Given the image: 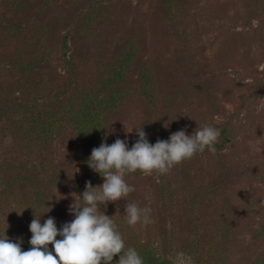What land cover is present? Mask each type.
<instances>
[{"label": "rangeland", "instance_id": "rangeland-1", "mask_svg": "<svg viewBox=\"0 0 264 264\" xmlns=\"http://www.w3.org/2000/svg\"><path fill=\"white\" fill-rule=\"evenodd\" d=\"M43 1L13 0L5 7L0 0V32L9 31L11 18L23 21L22 30L36 22ZM63 1L50 0L42 52L45 79L53 91L66 83L62 38L67 31L74 34L79 24L73 14L85 4L77 0L76 12L66 3L61 6ZM96 2L95 32L87 40L76 35L75 63L88 62L92 73L101 75L128 40L138 50L129 69L134 79L128 84L135 100L106 118L104 141L111 145L127 137L131 147L138 139L133 129L143 127L154 144L181 129L190 135L206 124L220 132L226 128L231 137L223 152L198 153L166 174L125 177L135 191L127 201L102 208L113 216L125 241L151 243L171 257L186 248L192 264H203L205 253L199 257L189 243L212 235L222 255L213 264H253L264 254V240L253 239L264 221V182L254 179L264 176V0ZM141 81L156 91L150 101L136 88ZM10 100L0 91V124L7 112L17 109V104H6ZM55 151L59 165L47 169L37 161L26 169L10 163L0 189L11 184L22 191L29 183L39 197L47 198L60 228L73 219L69 206L74 199L80 202L78 195L86 182L92 184L95 172L86 163L84 148L67 135L57 141ZM249 166L251 173L242 174ZM102 183L100 177L92 185ZM14 191L8 188L9 194ZM127 202L150 208L151 222L129 226L123 217Z\"/></svg>", "mask_w": 264, "mask_h": 264}, {"label": "trees", "instance_id": "trees-1", "mask_svg": "<svg viewBox=\"0 0 264 264\" xmlns=\"http://www.w3.org/2000/svg\"><path fill=\"white\" fill-rule=\"evenodd\" d=\"M5 1V7L10 6V1L13 2ZM76 2L77 0H69L68 3L64 0L61 6L66 3L72 11L77 12ZM84 3L81 9L84 12L73 14L75 22L79 24L78 28L72 35L67 31L62 38L61 53L66 79L62 89L53 91L49 87L45 79V64L42 63L43 47L47 46L44 37L50 28V19L47 18L51 7L50 0L39 4L35 14L36 22L27 23L24 30L19 28L23 21L11 18L9 21L13 25L9 31L0 32V91L12 99L10 103L6 101V104H17L14 112H5V120L0 124V184H6L4 174L10 163L24 169L32 166L35 161L45 169L59 165L54 161L55 153L58 152L55 149L57 141L64 135L84 148L88 160L92 149L99 147L102 141L105 142L103 125L106 118L119 108L131 105L135 100L132 87L128 84L134 79L133 71L131 75L129 69L133 60L137 59L138 50L130 40L115 54L106 74V71L101 75L93 74L88 62L81 60L80 63H75L79 59L76 55V35L79 34L80 40L85 35L87 40L95 32L96 25L93 20L100 10L96 0H84ZM84 30L86 34H83ZM147 77L143 80L150 79L149 75ZM136 88L143 89V96L149 101L156 96V91L151 89L153 85L149 88L146 81L136 84ZM220 133L215 153L223 152L231 143L230 132L226 128ZM251 168L249 166L248 171L242 174L249 175ZM141 174L137 171L125 177L129 179ZM100 177L98 173H94L92 184ZM254 179L264 182L263 175H256ZM8 188L15 191L9 194ZM8 188L0 189V234L6 231L9 239L22 241L21 248L26 251L31 247L28 243L31 237V221L35 217L41 218L43 224L47 218H55V214L48 209L47 198L39 197L29 183L22 191L11 184ZM35 205L40 211H36ZM102 206L100 205L101 213L105 211ZM105 214L110 217L106 211ZM253 239L264 240V221ZM214 240L217 239L212 235L205 240H190L189 244L195 246L199 257L201 252L205 253L203 264L218 261L220 245L216 241L213 245ZM125 244L126 247H134L138 251L144 264H174V257L161 254L151 243L125 241ZM51 247L49 245L50 249ZM183 253L187 256L190 254L186 248ZM118 259V255L114 257V261ZM253 264H264V254Z\"/></svg>", "mask_w": 264, "mask_h": 264}, {"label": "clouds", "instance_id": "clouds-1", "mask_svg": "<svg viewBox=\"0 0 264 264\" xmlns=\"http://www.w3.org/2000/svg\"><path fill=\"white\" fill-rule=\"evenodd\" d=\"M133 130L138 139L131 147L125 137L117 138L111 145L102 141L92 149L86 163L103 178V183L93 186L86 182L85 190L78 195L80 202L74 199L69 206L71 221L58 228L53 217L43 224L41 218L35 217L29 225L31 247L26 251L21 248L22 241L9 239L6 231L0 234V264H144L134 247H126L113 216L101 213L100 205L106 208L109 203L126 200L135 191L125 180L128 174L139 171L144 175H162L198 153H215L221 133L217 127L206 124L190 135L181 129L167 140L158 139L152 144L143 127ZM150 213L148 207L127 202L123 217L129 226H135L150 223ZM117 255L119 259L114 261ZM174 264H192V260L178 252Z\"/></svg>", "mask_w": 264, "mask_h": 264}]
</instances>
